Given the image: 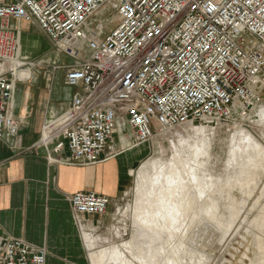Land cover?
<instances>
[{
  "label": "built area",
  "instance_id": "1",
  "mask_svg": "<svg viewBox=\"0 0 264 264\" xmlns=\"http://www.w3.org/2000/svg\"><path fill=\"white\" fill-rule=\"evenodd\" d=\"M115 15V16H114ZM22 23L74 60L53 63L80 89L42 126L40 145L90 167L186 126L217 128L264 106V0H0V140L19 134L13 101L23 59ZM110 32L105 30L111 25ZM73 221L103 216L108 196L68 197ZM45 248L0 237V264H47Z\"/></svg>",
  "mask_w": 264,
  "mask_h": 264
},
{
  "label": "crops",
  "instance_id": "2",
  "mask_svg": "<svg viewBox=\"0 0 264 264\" xmlns=\"http://www.w3.org/2000/svg\"><path fill=\"white\" fill-rule=\"evenodd\" d=\"M20 27L21 56L31 60L39 53V46L30 30L35 29L42 36L43 33L27 23ZM28 38L32 39L25 41ZM46 57L48 61L40 69L35 66L21 72V77L29 73L31 79L18 83L14 95L19 134L0 140V237L45 248L47 264H92V250L85 239V234H90L85 229L102 237L110 235L115 222L112 208L128 189L129 171L141 163V146L127 149L130 140L126 132L117 146L124 153L90 167L64 163L69 156L67 150L56 154L53 147L41 146L45 121L66 109L80 90L65 85L64 70H47L53 63L67 66L62 64L67 56L55 50L46 52ZM82 191L103 194L112 203L105 215L86 217L81 232L73 221L68 197Z\"/></svg>",
  "mask_w": 264,
  "mask_h": 264
},
{
  "label": "bare ground",
  "instance_id": "3",
  "mask_svg": "<svg viewBox=\"0 0 264 264\" xmlns=\"http://www.w3.org/2000/svg\"><path fill=\"white\" fill-rule=\"evenodd\" d=\"M19 75L21 77V73ZM22 75L27 78L29 73H23ZM247 119L264 124V106L258 107ZM240 124L241 122L236 124V128L239 129L237 130L240 133V148L235 150L237 152L235 154H237V163L242 165V172L246 178L244 181L242 180V184L238 179L237 181L241 189H244L248 195L255 188V186L252 187L254 184L252 182H256L260 177L259 174H256L259 167L263 168L264 171V144L256 140ZM195 126H186L190 129V131L187 130L189 139L185 141L181 139L178 142L179 145L174 150L176 162L171 164L170 167L166 166L167 164L160 166L161 163L154 159L144 165L146 169L157 170L161 168L166 173L159 174L154 179L146 180L145 194L141 197V200L139 198V203L132 214L133 235L130 241L125 242L122 247L114 246L109 250L95 251L98 241L96 238L85 234L88 248L92 250V264H208L213 259L214 244L212 243L213 246H209L208 241L205 243L206 246L210 247L208 253L200 248L202 245L200 240H197L200 249H193L191 245L193 236H201L199 233L204 227L203 232L210 230V228L212 231H220V233L214 235L218 234L221 238V235L232 231L234 222L238 219L242 207L241 204L235 202L232 194L233 198L229 200V206H226L229 207L230 218L226 219V216H218V201L214 202L209 197L210 193L213 191L218 192V190L214 189L215 186L210 181L204 180L206 178L204 173L205 163L199 155V152L202 153L204 149L208 148V135L213 132L214 128L203 125ZM171 131L174 130L165 131L160 135H166ZM197 133L200 134V137ZM262 136L264 138V134ZM127 149L134 148L130 147L129 144ZM187 153L192 158H189ZM194 159H197V162ZM240 159L242 160L239 161ZM135 172V170L129 171L131 175ZM256 175L258 178H256ZM233 183L236 182L233 181ZM226 186L229 188L228 192H233L232 186ZM258 212L254 217V221L250 222L251 226L257 231L255 235L257 251L255 259L257 258V261L253 264H264V209ZM124 216L127 217L126 214ZM210 236L212 235L210 234Z\"/></svg>",
  "mask_w": 264,
  "mask_h": 264
},
{
  "label": "rangeland",
  "instance_id": "4",
  "mask_svg": "<svg viewBox=\"0 0 264 264\" xmlns=\"http://www.w3.org/2000/svg\"><path fill=\"white\" fill-rule=\"evenodd\" d=\"M115 24L116 23H113V25L106 29L105 32L108 33L113 30ZM30 32H32L33 36L37 39L36 42L39 46V53L29 61L35 63L36 65L38 64L36 69H40L41 65L43 66L45 61H48L46 60V52H53L56 49L45 34H43V36L38 35L37 33L39 31L35 29L30 30ZM29 39L32 38L25 39V41ZM41 50L45 52H41ZM73 63L74 60L69 57H65L62 61L63 65H71ZM47 70L53 73L51 67H47ZM237 122H241L240 126L243 129L249 131L256 140L264 144V138L262 136L264 134V124L250 121L248 119L240 120V118H234L231 119V121L223 122L221 126L214 128L213 132L208 135V148H206V150L204 149L202 153L199 152L200 158L205 163L204 173L206 175V178H204V180L210 181L215 186L214 189L218 190V192L213 191L209 194L210 200L214 202L218 201V216H226V219L230 218V213L228 210L229 207L227 208L226 206H229V200L233 198V195L235 198V202L241 204L242 207L240 215L237 217L238 219L234 222L232 231L221 235V238L218 234L216 236L219 238L214 235L216 233H220L219 230H217L219 232H216L212 231V229L210 228V230L204 231V233V227L200 230L201 233L199 234H201V236H193L191 243L193 249L199 248V246L197 245V240H200V243L202 245L200 246V248L204 251H207L208 253L210 252L209 246H213L212 243L214 244L215 247L213 246L214 252L212 254V258L215 260L211 259L208 264H253L257 261V258L255 259V257L257 256L255 246V235L257 234V231L253 228V226H251L250 222H252V220L254 221V217H256V215L259 213L258 211H262L264 209V171L263 168L259 167L256 174H259L260 180L256 175V178H258L257 181L252 182V184L254 183L252 187L255 186L254 191H251V193H249L250 196H248L249 194L247 195L246 191L244 189L242 190L240 184L238 183V181L240 183L242 182V180L244 181L246 177H244V174L242 172V165L237 163V154H235L237 153L235 150H237V148H240V133L238 131L239 129L236 128ZM187 130L190 131L188 127L177 129L169 132L166 135H159V137H157L153 142L141 145L142 155L139 158L141 160V163L136 165L135 169H132L133 171H136L135 174L131 175L129 173L131 176L128 181V189L124 194L119 196L115 207L112 208V212L115 213V222L111 227L110 235H108L107 237H102L96 235L94 232H91L88 229H85L98 241V246L95 248V251L105 249L109 250L114 246L122 247L125 242L131 240L133 235L132 214L137 204L139 203V198L141 200V197L145 194L146 180L154 179L159 174L166 173V171H163L161 168L157 170L146 169L144 165L151 159L160 162V166L163 164H167L166 166L170 167L171 164L175 163L176 158H174V150L179 145L178 142L181 139H184V141L189 139ZM126 134L127 133H125V135ZM190 134L193 135L194 132L193 134ZM235 134L236 136H234ZM198 135L200 137V134ZM187 156L189 158H192L189 153H187ZM241 160L242 159H240L239 161ZM118 161L119 160H117L116 163H119ZM194 161L197 162V159H194ZM233 181L238 185L236 183H233ZM225 184L232 186L233 192H228L229 188ZM255 204L258 206L255 207ZM124 214H126L127 217H125ZM246 229H248L249 231ZM209 232L212 236L208 234ZM206 242L209 243V246H206ZM203 245L205 248L203 247Z\"/></svg>",
  "mask_w": 264,
  "mask_h": 264
}]
</instances>
